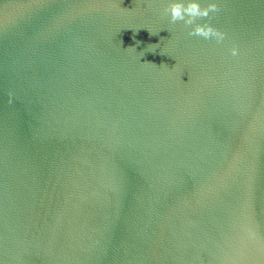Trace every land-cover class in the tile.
Here are the masks:
<instances>
[{
  "label": "water",
  "instance_id": "1",
  "mask_svg": "<svg viewBox=\"0 0 264 264\" xmlns=\"http://www.w3.org/2000/svg\"><path fill=\"white\" fill-rule=\"evenodd\" d=\"M0 264H264V0H0Z\"/></svg>",
  "mask_w": 264,
  "mask_h": 264
},
{
  "label": "clouds",
  "instance_id": "2",
  "mask_svg": "<svg viewBox=\"0 0 264 264\" xmlns=\"http://www.w3.org/2000/svg\"><path fill=\"white\" fill-rule=\"evenodd\" d=\"M216 11H218V6L214 3L209 4L205 8H201V6L196 2H192L187 5L173 3L165 9V13L170 14L172 23L184 21L186 26L192 25L197 18L208 17L210 12ZM186 16L188 17L187 19H185ZM188 34L190 36H200L205 39L214 37L218 43L222 42L225 37V33L219 31L209 23L195 24V27L192 28ZM231 52L232 55L235 56L237 55L238 50L237 48L233 47Z\"/></svg>",
  "mask_w": 264,
  "mask_h": 264
}]
</instances>
